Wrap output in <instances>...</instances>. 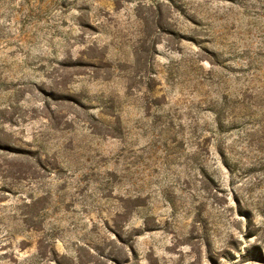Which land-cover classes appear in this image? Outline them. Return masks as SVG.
Returning <instances> with one entry per match:
<instances>
[{"label":"rangeland","instance_id":"obj_1","mask_svg":"<svg viewBox=\"0 0 264 264\" xmlns=\"http://www.w3.org/2000/svg\"><path fill=\"white\" fill-rule=\"evenodd\" d=\"M0 264H264V0H0Z\"/></svg>","mask_w":264,"mask_h":264}]
</instances>
